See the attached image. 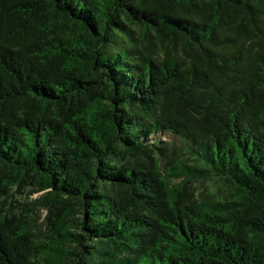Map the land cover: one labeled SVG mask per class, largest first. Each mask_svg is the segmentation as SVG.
<instances>
[{
	"label": "trees",
	"instance_id": "obj_1",
	"mask_svg": "<svg viewBox=\"0 0 264 264\" xmlns=\"http://www.w3.org/2000/svg\"><path fill=\"white\" fill-rule=\"evenodd\" d=\"M0 264H264V0H0Z\"/></svg>",
	"mask_w": 264,
	"mask_h": 264
},
{
	"label": "rangeland",
	"instance_id": "obj_2",
	"mask_svg": "<svg viewBox=\"0 0 264 264\" xmlns=\"http://www.w3.org/2000/svg\"><path fill=\"white\" fill-rule=\"evenodd\" d=\"M41 194H35L32 198H37L39 197Z\"/></svg>",
	"mask_w": 264,
	"mask_h": 264
}]
</instances>
